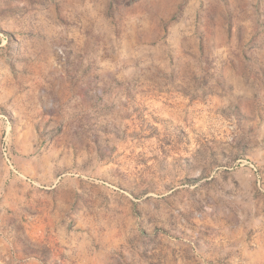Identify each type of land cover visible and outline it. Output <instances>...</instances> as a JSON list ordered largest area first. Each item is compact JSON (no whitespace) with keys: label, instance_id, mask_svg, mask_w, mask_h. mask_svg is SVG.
<instances>
[{"label":"rangeland","instance_id":"374dc122","mask_svg":"<svg viewBox=\"0 0 264 264\" xmlns=\"http://www.w3.org/2000/svg\"><path fill=\"white\" fill-rule=\"evenodd\" d=\"M0 264H264V0H0Z\"/></svg>","mask_w":264,"mask_h":264}]
</instances>
